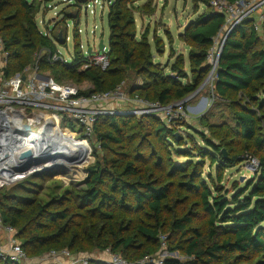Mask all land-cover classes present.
Masks as SVG:
<instances>
[{
  "label": "trees",
  "instance_id": "1",
  "mask_svg": "<svg viewBox=\"0 0 264 264\" xmlns=\"http://www.w3.org/2000/svg\"><path fill=\"white\" fill-rule=\"evenodd\" d=\"M140 1L107 0L109 66L102 71L86 66L88 57L79 51L77 42L71 62H50L49 57L56 52L53 40L58 35L52 39L38 30L35 17L41 3L0 0V39L8 54L6 75L22 73L35 62L39 72L45 66H58L62 73L90 84L88 90L80 91L84 96L113 91L127 75H135L142 85L131 92L146 102L168 107L172 101L185 99L210 72L209 52L224 30L225 17L209 6L212 0H197L204 8L180 36L189 49L188 78L182 56L169 66V73L165 72L167 67L155 63L148 31L138 34L136 28L135 13L139 12ZM223 1L232 4L241 0ZM150 3L147 0L141 5L143 15L154 12ZM226 35L220 44L223 47L214 72L212 94L215 102L229 103L236 127L232 135L240 143L226 149L225 154L226 142L219 140L220 144H216L202 131L189 129L204 144L203 148L195 147V152L198 157L209 158L218 180L224 170L250 158L258 164L256 178L244 188L234 187L228 197L227 192L214 185L211 175L207 176L211 187L198 176L202 173L200 163L189 161L176 182H167V175L157 171L159 163L153 161L154 155L144 154L147 158L142 159L140 153L142 142L157 154L163 150V144H171L170 152L172 145L181 146V139L161 118L144 117L155 126L143 129L142 121L134 122L132 116L99 117L88 141L101 158L88 168L81 183L67 187L60 196L55 192L56 186L49 188L51 197L44 203L39 202V195L52 174L31 175L0 188L2 226L15 230L26 257L64 249L73 255L108 251L126 263L138 264L145 254L155 252L156 241L160 250L158 236L165 228L171 235L161 236L166 251L178 252L188 260L187 264H264V24L256 32L253 21L245 20ZM80 68L83 70L79 71ZM62 126L72 128L73 123L63 122ZM177 148L173 149L174 154L193 157V149L178 152ZM180 190L195 197L187 211L186 206L176 210L187 198V194L177 198ZM193 208L205 217L202 231L192 226ZM134 212L139 215L135 225L133 219H127ZM172 236L173 241L169 242ZM128 256L135 259L129 261ZM0 264L16 263L0 258ZM163 264L182 263L168 259Z\"/></svg>",
  "mask_w": 264,
  "mask_h": 264
},
{
  "label": "rangeland",
  "instance_id": "2",
  "mask_svg": "<svg viewBox=\"0 0 264 264\" xmlns=\"http://www.w3.org/2000/svg\"><path fill=\"white\" fill-rule=\"evenodd\" d=\"M98 1V3H94V0H36L37 3H41L40 12L35 17L37 28L42 33H48L52 39H54L57 35H60L61 44H57V46H60L59 48L57 47V49L63 55V60H66L71 52L74 54V44L76 42L78 43L79 51L81 52H86L90 49L91 53H96L95 50L98 47L99 42H102L103 45L107 47L108 27L106 17L108 5L106 4L107 0ZM143 2L145 3L147 0H141L138 3L137 9H139V12L135 13L136 28L138 34H142L144 30L148 31V40L152 46L155 63L159 64L161 67H167L165 72L169 73V66L175 63L177 57L182 56L184 58L183 70L187 73L189 78L190 74L187 63V53L189 49L180 40V36L183 33L184 27L190 20H193L204 7L201 3H198L197 0H151L150 8L153 9L154 12L151 15H143L142 12H140V7ZM86 5H89L87 6V10L89 11L84 9ZM90 10H93V14L89 13ZM259 13L264 15V7L258 12H252L250 14V20L255 22ZM232 25L233 21L228 22L227 25L224 26L222 34H220L214 41V51L210 54L208 59L210 72L204 79L202 85L193 94L187 96L185 99L172 101L168 105V107H172V119L170 122L165 119L164 113L161 112L163 110H159V107L156 108V103L145 101L149 104L152 110L149 111V113H144V104H141L140 102L142 101L144 103V100L138 98L136 94L131 92L142 85L141 79L135 75H127L124 80L118 84V86H121L120 92L124 97H126L127 102H115L113 104L116 107V112H126L124 115L132 116L134 118V122L142 121L143 129H146L149 126H155V123L149 124L146 120H144V117L157 116L158 118H161L181 139V146L179 148H177V145L174 144L172 145V151L170 152L169 149L171 144L167 143V146L163 144V150H159L158 154L151 152L152 148L149 144L144 142L141 144V158H147L148 153L152 156L154 155L153 161L158 160L159 163L157 171L167 175L165 181L176 182L179 175L182 174V170L186 167L187 162H198L200 163L199 167L202 172L201 175L198 176L204 178L207 185L211 187L210 180L207 178L208 175H211L214 185L223 192H227L228 197L233 194L234 187L244 188L256 178L258 171V164L256 160L252 158L246 159L234 168L224 170L222 172L221 179L218 180V173H215L214 166L210 167L209 158L198 157L195 152V147L203 148L204 144L202 140L189 128L191 127L195 130L202 131L208 140H211L216 144L219 143V140L226 142L227 148L225 147L223 149L225 154H228L226 149L229 150L231 146L235 147V145L240 143L232 135V133L236 131V127L229 103L215 102L212 94L217 52L219 51L223 36L227 34L230 29H233ZM94 27V35H92L91 31ZM260 37H263V32L260 33ZM152 40L155 42V46L152 44ZM42 55L43 53L40 54V56ZM45 67L41 68V73L53 81L73 85L84 91L90 88V84L86 80L78 82L76 77L70 74L62 73L61 68L58 66L50 68L47 66ZM81 70L83 69L80 68L79 71ZM203 120L205 122H202ZM59 131L66 134L69 133V135L71 134L75 141H84L87 143L89 150L86 143L76 142L86 145L87 151L84 155L87 162L84 166L75 170L60 168L62 170L59 169L51 173V179L45 184L43 192L39 195V202L41 203L48 201L51 197L49 188L56 186L57 189L55 192L58 196H60L67 187L81 183L88 175V168L90 166H94V164L101 158L100 152L94 150L88 140L85 141V139L81 136L75 135L76 130H63L60 126ZM215 134L218 135L219 138H216ZM71 135L70 137L72 140ZM73 143L76 145L74 141ZM175 148H177L178 152H186L185 150L191 148L194 150L192 155L193 157L188 158L183 153L176 155L173 152V149ZM144 154L147 156H144ZM172 165H174V169L172 168ZM170 170L173 172L172 174L170 173L171 175L168 174ZM24 171L26 170H22V173ZM24 179L25 177L17 182ZM15 183H12L11 185ZM172 188L175 190L176 185L173 184ZM8 190L9 189H5V193L8 192ZM172 193L175 194V192ZM185 194H187V198L177 205L176 210H180V208H184V206H186L185 210L187 211V208L191 207V204L196 201L195 197L191 193H187L185 190H180V194L177 195V198L182 199ZM193 212L192 226L197 227L200 231H202L205 217L196 208H193ZM138 216L139 215L134 212L127 215V219H133L134 222L132 224L135 225V222L139 220ZM165 235L167 237L171 236L164 228L160 231L158 237L162 238L161 236ZM0 240H3L0 241V252H2V254H6L7 248L4 246V238H0ZM16 240L20 244V240ZM168 241L172 242L173 236L169 238ZM156 242L155 252L148 255L145 254L146 256H144L140 262L145 258H155L159 250V242ZM145 245L146 244H144V248ZM49 253L50 252L38 254L36 256H27L26 261L20 264L46 260L49 258ZM126 259L130 261L131 259H135V257L128 256ZM168 259L176 260L182 264H187L188 262V260L181 256L178 252H168V256L164 261ZM66 260H70L71 262L96 260V262L106 264V262H110V257L108 256V253H105V251H95L88 255L71 257Z\"/></svg>",
  "mask_w": 264,
  "mask_h": 264
},
{
  "label": "built area",
  "instance_id": "3",
  "mask_svg": "<svg viewBox=\"0 0 264 264\" xmlns=\"http://www.w3.org/2000/svg\"><path fill=\"white\" fill-rule=\"evenodd\" d=\"M98 2V0H94V3ZM87 6L89 5H86L84 9L89 11ZM209 6L216 13L225 17L224 26L228 22L233 21L232 27L234 28V26L243 21L250 20L252 12L261 10L264 7V0H241L232 4L223 0H212ZM89 13L93 14V10H90ZM262 24H264V15L259 13L257 20L253 21L254 30L259 32ZM94 29L95 27L91 31L92 35H94ZM53 42L56 46V52L49 57V61L54 63L58 61L63 63L71 62L72 52L66 60H63V55L57 49L60 46H57L56 41L53 40ZM213 51L214 49L212 48L208 59ZM95 52L90 55L87 54V51L82 52L85 57H88V65L86 66H94L105 71L109 66L108 46L104 45L101 52L98 51L97 47ZM7 59L8 54L4 50L0 39V188L9 186L24 177L34 175L36 170H40V166L29 168L23 173L18 170L21 163L18 157L21 153L30 150L35 156L44 146L48 148L50 145L57 152L56 141L50 138V132L55 126L60 129V126L63 128V122L71 121L73 127H64L63 130H76L75 135H79L87 141L99 117L114 114L124 115L126 113L116 112V107L113 105L115 102H127L126 97L120 92L121 86H117L113 91L92 93L84 96L80 94L81 89L76 86L58 83L45 77L39 72L37 62L26 67L22 73L7 76ZM140 102L144 104V113H149L152 110L148 103L145 101L144 103ZM155 106L156 108L159 107V110H163L161 112L164 113L167 120L172 119V107H160L157 104ZM24 126H28L29 130L25 131ZM72 141L84 142L75 141L73 136ZM33 150H37L36 153ZM47 162L50 163L49 161ZM8 178L13 179L9 180ZM0 232L5 234L9 248L6 254L0 252V258L16 264L25 262L26 255L15 238V230L11 227L2 226L1 219ZM160 244V250L155 258H145L138 264H163L168 256L163 237L160 238ZM105 253H108L110 257V262H106V264H130L117 256H112L108 251H105ZM78 256L82 255L75 256L64 249L58 252H50L49 258L46 260L29 262L28 264H88L90 261H96L81 260L71 262L66 260L67 258Z\"/></svg>",
  "mask_w": 264,
  "mask_h": 264
},
{
  "label": "bare ground",
  "instance_id": "4",
  "mask_svg": "<svg viewBox=\"0 0 264 264\" xmlns=\"http://www.w3.org/2000/svg\"><path fill=\"white\" fill-rule=\"evenodd\" d=\"M50 138L55 139L56 141L57 154L64 156V158L58 156L55 161L58 166V169L66 168L69 170H75L86 164L87 159L85 158L84 154L87 151V148L85 144L75 145L71 140L70 135L66 133L65 134L62 133L61 131H59V128L56 126L52 128L50 132ZM33 151L34 153H36L37 150H33ZM35 155H37V153ZM49 164L50 163L48 162L47 163L44 162L39 167V169L49 167L50 166ZM10 176L12 177V175ZM8 179L11 180L13 178H8Z\"/></svg>",
  "mask_w": 264,
  "mask_h": 264
},
{
  "label": "water",
  "instance_id": "5",
  "mask_svg": "<svg viewBox=\"0 0 264 264\" xmlns=\"http://www.w3.org/2000/svg\"><path fill=\"white\" fill-rule=\"evenodd\" d=\"M108 1H110V0H108ZM231 31H232V29H230L228 31L227 35ZM56 43L57 44H61L60 35L58 36V39L56 40ZM103 47H104L103 43L100 42L98 44V51L101 52ZM222 47L223 46L221 45V47L219 48L218 54L216 56V64H217V62L219 60L220 53L222 51ZM87 54L90 55L91 51L87 50ZM44 80H46V78H44ZM24 130L28 131L29 127L28 126H24ZM49 151H50V153H49ZM55 151H56V149L52 148V146L50 145V146H48V148L46 146H44L41 150H39L37 152V155H35V156L33 155L32 151H30V150L21 153L19 155V157H18L20 162H21L19 167H18V170H20V171L27 170V169H29V168H31L33 166L34 167H38V166H41L40 164H43L44 162L47 163V161L50 162V164H49L50 166L46 167V168H42L40 170H36L34 172V175H38V174H42V173L51 174L54 171L59 170L55 160H56V158L58 156H60L61 158H64V156H61V155L57 154V152H55ZM60 170H62V169H60Z\"/></svg>",
  "mask_w": 264,
  "mask_h": 264
},
{
  "label": "crops",
  "instance_id": "6",
  "mask_svg": "<svg viewBox=\"0 0 264 264\" xmlns=\"http://www.w3.org/2000/svg\"><path fill=\"white\" fill-rule=\"evenodd\" d=\"M88 50H90V49H88ZM0 238H4V246L7 248V251H8L9 250V248H8V242H7V238H6L5 234H3V233L0 232ZM0 241H3V240H0Z\"/></svg>",
  "mask_w": 264,
  "mask_h": 264
}]
</instances>
